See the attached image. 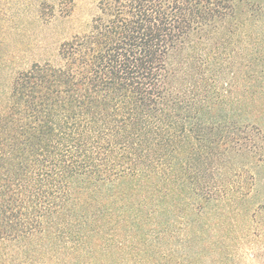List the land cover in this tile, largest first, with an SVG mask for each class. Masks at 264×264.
Here are the masks:
<instances>
[{
	"label": "trees",
	"instance_id": "trees-1",
	"mask_svg": "<svg viewBox=\"0 0 264 264\" xmlns=\"http://www.w3.org/2000/svg\"><path fill=\"white\" fill-rule=\"evenodd\" d=\"M261 10L99 0L87 30L23 68L0 41V264H243V239L264 251Z\"/></svg>",
	"mask_w": 264,
	"mask_h": 264
},
{
	"label": "rangeland",
	"instance_id": "rangeland-1",
	"mask_svg": "<svg viewBox=\"0 0 264 264\" xmlns=\"http://www.w3.org/2000/svg\"><path fill=\"white\" fill-rule=\"evenodd\" d=\"M98 2L99 0H0V41L12 44L9 48L16 57L17 67H27L33 60L42 62L46 58H53L60 42L88 29L93 16L98 12ZM256 2L261 4V11H263L261 17H263L258 15L254 17L255 23L259 22L258 24L263 26L257 29L259 33L262 31L261 34L264 36V0H256ZM257 20H262V23ZM232 39L234 42L240 41L239 36H233ZM234 55L239 58L238 54ZM231 71H233L231 67L225 71L227 73L224 77L227 82L232 78ZM239 71L237 75H242V71ZM237 87L238 94H240L242 82ZM262 120L264 122V118ZM255 160L254 155L244 154L242 158L238 157L234 162L249 166ZM259 170L262 172L258 173L256 178L260 179L258 187L261 188L264 187V182H262L264 181V168H259ZM217 175L219 174L213 175L211 172L212 178H216ZM245 182L250 185L252 182L250 176ZM261 198L262 196H259L255 200L254 206L262 203ZM258 216L259 219L256 221L263 225V210L259 211ZM248 233L250 236L251 232ZM245 241L243 239L234 244H238L239 250L245 252L246 257L243 259L245 260L243 264H264V251L249 249L250 246ZM239 264H242V261Z\"/></svg>",
	"mask_w": 264,
	"mask_h": 264
}]
</instances>
